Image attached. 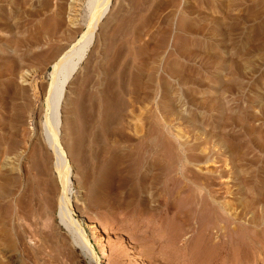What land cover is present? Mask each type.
<instances>
[{
	"label": "rangeland",
	"instance_id": "obj_1",
	"mask_svg": "<svg viewBox=\"0 0 264 264\" xmlns=\"http://www.w3.org/2000/svg\"><path fill=\"white\" fill-rule=\"evenodd\" d=\"M78 2L0 0V175L16 176L18 183L9 195L14 208L7 214L15 212L16 221L26 226H21L22 233L18 228L0 233V264H264V118L240 121L242 113L237 111L246 105L256 114L264 110V100L261 107L253 98L258 88L264 90V0H111L88 55L64 85L61 103L60 140L72 174L68 196L93 257L58 218L61 186L38 117L51 62L83 28L85 0ZM105 88L119 90L120 95V99L108 98L113 106L107 118L122 113L112 126L132 141L110 134L106 125L96 128L93 103ZM169 106L175 107L172 113ZM175 112L192 116L197 126L189 128ZM231 114L234 123L226 120ZM149 120L166 122L154 135L159 134L165 150L160 152L162 172L173 175L175 186L182 185L174 172L182 162L178 141L196 143L200 139L195 137L210 131L211 143L206 145L210 152H205L214 163L197 162L193 155L188 166L203 176L209 169L216 171L210 175L218 176L214 183L221 203H212L203 190L194 204L182 194L185 191L178 195L186 198L183 201L178 196L157 198L153 190L152 201L141 205L136 192L128 195L137 179L129 187L125 168L143 170L133 155L127 164L114 161L111 166L116 169L107 179L95 180L103 170L100 159H109L107 150L100 156L95 150L103 145L121 150L136 145L141 133L135 135L134 124ZM204 120L214 125V131L201 128ZM71 128L87 138L80 152L73 146L77 135ZM96 130L99 143L92 140ZM177 132L183 137L178 138ZM238 173L243 183L238 182ZM203 176L196 181L204 182ZM164 179H159L157 190L167 189ZM187 181L196 191L198 183ZM0 202L4 213L5 203ZM87 222L96 225L95 235Z\"/></svg>",
	"mask_w": 264,
	"mask_h": 264
},
{
	"label": "bare ground",
	"instance_id": "obj_2",
	"mask_svg": "<svg viewBox=\"0 0 264 264\" xmlns=\"http://www.w3.org/2000/svg\"><path fill=\"white\" fill-rule=\"evenodd\" d=\"M77 1V0H75ZM80 2V0H79ZM78 2V3H79ZM227 3V2H226ZM110 5H111V0H85V18L83 20V28L82 30L79 32V34L77 35V37L75 39H73V41H71L68 46L63 47L65 48L64 50H61L58 55L55 57V59L51 62L50 67L51 70L48 71V78L47 81L48 83L46 84L45 87V92L43 95V106L41 107V116H38L41 122V134L42 137H44V142L46 144V146L51 150V154L53 155L54 158V162H53V168L57 174V178L59 181V184L61 186V190L58 196V202L56 203L57 205V213H58V218L60 220V223L65 227V229L74 236L73 237H78V244L82 249H87L92 257L94 255L92 246L90 245L89 240L87 239V237L84 235L83 230H82V226L80 225L79 219L76 218L75 216H73V206H72V202H71V196H68L69 191L72 189V174H71V165L68 161V159L66 158V154H65V149H63L62 143H61V103H62V97H63V93H64V85L71 80L74 75L78 72V70L80 69L82 63L84 62V59L86 58V56L88 55V52L95 40L96 37V32H97V28L99 26V23L101 22V20L105 17V15L109 12L110 9ZM223 5V4H222ZM80 7V6H79ZM75 21V20H74ZM77 23V22H76ZM2 51V50H1ZM4 51V50H3ZM3 54V53H2ZM5 55V54H4ZM12 64V60L10 61ZM150 63V62H149ZM124 72V70H123ZM88 75V74H87ZM164 77V76H163ZM162 78V77H161ZM166 78V77H165ZM238 78V77H237ZM130 79V78H129ZM240 79V78H239ZM125 80V79H124ZM243 79H241L242 81ZM260 80V79H259ZM259 80H256L257 84L259 85ZM129 81V80H128ZM235 81V80H234ZM150 82V81H149ZM236 82V81H235ZM129 83V82H128ZM220 83V82H219ZM233 84V83H232ZM231 85V84H230ZM257 85V86H258ZM108 86V85H107ZM120 89L121 88L120 84H118ZM152 86V85H151ZM127 87V86H126ZM259 87V86H258ZM102 88V87H101ZM126 90V89H125ZM124 90V91H125ZM122 91V90H121ZM119 90H113V89H101L98 92V96L97 98H95V101L93 103V108H94V113L96 116V128L100 127L99 129H101V127H105L106 128L110 127L109 129L111 130L110 134L112 135H118V136H122L125 137V134L122 133L121 128H117V126L113 127L112 124H115L117 122H115L114 120H118V116L120 115L122 117V113H120L118 116L114 115L110 116L109 118H107V115L109 113V109L110 107H112L113 105H111V103H109L108 98H110L111 96L115 99H120L119 98V94H118ZM127 94V93H126ZM111 95V96H110ZM167 95V94H166ZM190 95V94H189ZM165 96V95H164ZM111 97V98H112ZM169 97V95H168ZM213 97V96H212ZM112 98V99H113ZM146 98V97H145ZM254 101H255V105L257 106H261L260 103L264 100V90L262 88H258L255 91V95H254ZM114 99V100H115ZM170 99V98H169ZM145 100V99H144ZM192 100V99H191ZM194 100V99H193ZM119 101V100H118ZM171 101V100H170ZM194 102V101H193ZM147 103V102H145ZM150 103V102H149ZM187 103V102H186ZM203 103V102H202ZM138 104V103H137ZM264 104V103H263ZM136 105V104H135ZM149 106H151L150 104H148ZM165 105V104H164ZM202 105V104H201ZM132 106V105H131ZM140 106V105H139ZM173 106V105H172ZM204 106V105H203ZM202 106V107H203ZM117 107V106H116ZM148 107V106H147ZM262 107V106H261ZM264 107V106H263ZM157 108V107H156ZM171 111V113L174 111V108L169 106L168 107ZM116 109V108H115ZM114 110V112H119L117 111L118 109L120 110L121 108H117V110ZM158 109V108H157ZM112 110V108H111ZM128 110V109H127ZM233 110V109H232ZM85 111V110H84ZM138 111V110H137ZM150 111V110H149ZM176 111V110H175ZM181 111V110H180ZM237 111H241L242 113V117L240 119L243 121H251L253 123L254 120L257 119H261L264 118V110H260L258 109L259 114H256L254 112L251 111V107L250 106H242L239 107V110ZM160 112V109H159ZM179 112V111H178ZM178 112L176 113V117H178L180 120L183 119V122H185L186 126H188L189 128H195L197 126V121L191 116V118L189 119V117H187L188 115L186 113H183V115L178 114ZM234 112V111H233ZM257 112V113H258ZM113 113V112H112ZM114 113V114H116ZM231 113V112H230ZM136 114V113H135ZM149 114V113H148ZM147 114V115H148ZM160 114V113H159ZM163 114V113H162ZM153 115V114H151ZM150 115V116H151ZM157 115V114H155ZM174 115V114H173ZM228 115V114H227ZM84 116V115H83ZM88 116V115H87ZM119 116V119L121 118ZM134 117H137L136 115ZM149 117V116H148ZM227 117V116H226ZM226 117H224L226 119ZM233 114L229 115L227 117L226 120L230 119V122L232 120ZM111 118V120H110ZM152 118V116H151ZM162 118V116H161ZM160 118V119H161ZM165 118V117H164ZM43 119V120H42ZM86 119V118H85ZM136 119V118H135ZM159 119V118H158ZM186 119V120H184ZM237 119V118H236ZM137 120V119H136ZM155 120V118H154ZM163 120V119H162ZM224 120V122L226 121ZM234 120V119H233ZM232 120V121H233ZM263 120V119H262ZM39 121V120H38ZM160 120H158L157 122H159ZM173 121V120H172ZM236 121V120H235ZM235 121H233L232 123H234ZM138 122H140V120H138ZM147 122V121H146ZM144 123H139L138 124H134V132L135 135H137V133H141L140 135H138L136 137V145H133L131 147L128 148H124V149H116V147H113L110 149V147H104L103 145V149L100 148L101 150H95L94 152L96 153V155H99L102 152H106V150L108 151L109 154V159H100L101 162V168L103 170L100 169V175L97 174V176H95V180L97 182H99L101 179H103L105 176L107 177L108 174L113 173L114 168L116 169V167L111 166L112 163L115 161L116 164L121 165L122 164H127L128 160H131V156L133 155V158H135L134 156H136L137 159H139V166L143 167V170H141L139 167L138 168H134L135 170L138 169L136 172L135 170L132 171V168H125L126 173L125 175L127 177V181H128V185L129 187L131 186L130 183L133 182L132 179H137L136 183H133V186L130 187V193L128 194L129 196H134V192L137 193V201L142 205H147L148 202L152 199L153 194L156 193V197L157 198H162L166 196L167 200H170L171 198H175L178 195H180L182 192L183 195L185 194V197L188 198L189 203L194 204V199L199 197L201 198V190H203L205 193H208V195L210 196V199L212 201V203H216L219 204L221 203V201L218 199L219 196V191L218 189L215 188V181L217 177H215L214 175H210L213 173H216V171H211L210 169L207 170L205 173V175H201V173L196 172L194 170H191L192 168H190L188 165L190 163L191 157L193 155H197L198 158L197 162L199 161H204V162H212L214 163L215 159L214 157H208V153H206L205 151L208 149L210 152V147H207L206 145L211 143V141L209 140V132L207 133V135H205L204 137L203 134L204 132L200 133L198 137H195V139H200L198 140L196 143H192L189 144L190 141L188 140H183L180 141L178 138H182L183 135H180L179 132L176 133V135L178 136V144H179V150L177 151L179 153V158L181 159V164L179 167H177V169L174 171L175 175L178 174V176L182 179V185H177L175 186L176 183H172L173 182V175L171 176L170 173L167 174L162 172L163 167H162V160H161V153L160 152H165V150H163L164 148H162L161 150V141L159 142V139H157V137L154 135L155 130L158 128V126H165V123H157V122H151L149 120L150 123H153L152 125L149 123L150 126L153 127H148L146 128V125L148 124ZM227 122V121H226ZM239 123V121H237ZM250 122V123H251ZM121 123V122H120ZM169 123V122H168ZM167 123V124H168ZM90 124V123H89ZM95 124V123H94ZM124 124V123H123ZM225 126H228V123H223ZM70 125V124H69ZM87 125V124H86ZM122 125V124H121ZM201 128L205 130V128L207 127L209 130H213L214 131V125L211 124L209 125L207 123V121L204 123L202 122ZM40 126V124H39ZM88 126V125H87ZM125 126V125H123ZM169 126V125H168ZM206 126V127H205ZM230 126V125H229ZM199 127V126H198ZM216 127V126H215ZM124 128V127H123ZM212 128V129H211ZM40 129V128H39ZM144 129V132H143ZM200 129V130H202ZM230 129V127H229ZM246 130V128H243ZM263 129V128H262ZM109 130V131H110ZM249 130V129H248ZM72 134L73 135H77L75 139H73V146H75L76 150H80L83 147V143L84 140H86L83 136L80 137V132L77 133L75 130H73V128H71ZM140 131V132H139ZM40 132V131H39ZM84 132V131H83ZM107 132V130H106ZM228 133H230L229 131H227ZM245 132V131H244ZM249 132V131H248ZM99 131L96 130V133L92 135V140L95 139V141L98 142L99 140ZM108 133V132H107ZM241 133V132H239ZM84 134V133H83ZM185 134V133H184ZM231 134V133H230ZM227 135V134H225ZM79 136V137H78ZM133 136V135H132ZM131 136V137H132ZM176 136V137H177ZM228 136V135H227ZM111 137V136H110ZM129 137V136H128ZM163 137V136H162ZM166 137V136H165ZM168 137V136H167ZM175 137V138H176ZM127 138V137H125ZM135 138V137H134ZM230 139H233V136L231 138V136H229ZM119 139V137H118ZM130 141L131 138H127ZM162 139V138H161ZM228 139V138H227ZM109 140V139H107ZM134 140V141H135ZM128 140H126L127 142ZM231 141V140H230ZM101 142V141H100ZM125 142V141H124ZM232 142V141H231ZM99 143V142H98ZM108 143V142H107ZM134 143V144H135ZM172 143V142H171ZM214 143V142H213ZM218 143V142H217ZM131 144V143H130ZM163 144V142H162ZM173 144V143H172ZM170 144V145H172ZM10 148L14 149L15 144L10 143ZM8 145V147H9ZM114 146V145H113ZM175 146V145H174ZM213 146H215V144H213ZM102 147V146H101ZM167 147V146H165ZM169 147V144H168ZM178 148V147H177ZM239 148V147H238ZM73 149V148H72ZM85 149V148H84ZM83 149V150H84ZM170 149V148H169ZM237 149V148H236ZM74 151V149H73ZM79 151V152H80ZM193 151H198V153L193 152ZM85 152V151H84ZM83 152V153H84ZM171 152V151H170ZM208 152V151H207ZM235 152V151H234ZM238 152V151H237ZM168 152L165 153V155ZM173 153V152H172ZM206 153V154H205ZM36 154V153H35ZM236 154V152L234 153ZM238 154V153H237ZM103 155V153H102ZM175 155V153H174ZM244 156V155H243ZM243 156L240 157V159H243ZM84 157V156H83ZM86 157V156H85ZM95 157V156H94ZM171 157V156H170ZM36 158V157H35ZM239 158V157H238ZM5 160V159H4ZM179 160V159H178ZM12 161V160H11ZM98 161V160H97ZM132 161V160H131ZM168 159L166 160L167 163ZM225 161V160H224ZM231 161V160H230ZM227 162L225 163V166H228V164L230 163ZM247 161V160H245ZM131 163V162H130ZM136 163V162H135ZM141 163V164H140ZM173 163V162H172ZM99 164V163H98ZM138 164H136L138 166ZM116 166V165H115ZM126 166V165H124ZM129 166V165H127ZM207 166V165H206ZM36 167V166H35ZM87 167V166H86ZM114 167V168H113ZM133 167V166H132ZM19 168V167H18ZM17 168V169H18ZM98 168V167H96ZM119 168V166H118ZM168 168V167H167ZM33 169V168H32ZM200 169V168H199ZM206 169V167H205ZM131 170V171H130ZM170 170V169H169ZM27 171V170H26ZM93 171V170H92ZM164 171V170H163ZM194 171V172H193ZM90 172V171H89ZM95 172V171H94ZM99 172V170H98ZM120 172V171H118ZM170 172H172L170 170ZM196 172V173H195ZM35 173V172H34ZM103 173V174H101ZM122 173V172H121ZM120 173V174H121ZM199 173V174H198ZM236 173V172H234ZM191 174V175H189ZM124 175V176H125ZM162 176L165 177L163 184H166V188L161 187V189L157 190V185H158V181L159 179L161 180L162 178H160ZM238 177V182H242V180H244V177H240V174H237ZM21 176V173L20 175ZM192 177V179L194 178L195 180H192L188 177ZM200 176H203L204 178V182H198L196 181ZM16 176H8V175H0V201H3L5 204V211L4 213H0V233L1 234H5L7 232H11L13 229L18 228L20 233H22L23 229H21L23 226L25 225H20L18 221H16V218L18 219V216L16 215L15 212L12 213V216H9L7 214V210H10L12 207L14 208V200L12 201V199H10L9 195L13 192L16 183H18L17 178H15ZM25 177V174H24ZM105 177V178H106ZM104 178V179H105ZM177 178V177H176ZM229 178V177H227ZM231 178V176H230ZM243 178V179H242ZM29 179V178H28ZM107 179V178H106ZM116 179V178H115ZM122 179V178H121ZM179 179V178H178ZM187 179H189L190 182L192 183H198L196 191L189 189V185L190 183L187 181ZM200 179V178H199ZM27 180L24 178V181ZM109 180V179H108ZM102 181V180H101ZM114 182V181H113ZM181 182V181H180ZM20 183V181H19ZM23 183V182H22ZM110 183V182H109ZM24 184V183H23ZM37 184V183H36ZM98 184V183H97ZM96 184V185H97ZM114 184V183H113ZM189 184V185H188ZM27 185V183H26ZM116 185V184H115ZM245 185V184H244ZM24 186V185H23ZM219 186V185H217ZM19 187V186H18ZM119 187V186H118ZM17 188V187H16ZM231 188V187H230ZM18 189V188H17ZM154 190V193H153ZM245 190V189H244ZM15 191V190H14ZM26 191V190H25ZM31 191V190H30ZM37 191V190H36ZM168 191V192H167ZM35 192V191H34ZM165 194H164V193ZM15 193V192H14ZM147 193H150V195H147ZM24 194V193H23ZM37 194V193H36ZM164 194V195H163ZM181 194V195H182ZM70 195V194H69ZM199 195V196H198ZM23 196H21L20 199H22ZM37 197V196H36ZM155 197V198H156ZM180 197V196H178ZM177 197V198H178ZM180 197L179 199L183 198L182 200L184 201V199L186 198ZM12 198V197H11ZM27 198V197H26ZM176 198V199H177ZM37 199V198H36ZM35 199V200H36ZM44 199V198H43ZM154 199V198H153ZM16 200V199H15ZM25 200V197H24ZM23 200V201H24ZM155 200V199H154ZM159 200V199H158ZM196 200V199H195ZM206 200V199H205ZM30 199H28V204H29ZM45 201V200H44ZM152 201V200H151ZM19 202V201H18ZM22 201H20L21 203ZM56 202V201H55ZM156 202V201H154ZM153 202V203H154ZM174 202V201H172ZM178 202V201H177ZM186 202V201H185ZM201 202V201H200ZM16 203V202H15ZM24 203V202H23ZM152 203V202H151ZM179 203H182L179 201ZM19 204V203H18ZM22 204V203H21ZM27 204V205H28ZM37 204H40L37 202ZM201 204V203H200ZM227 206L225 208V210L228 211V209H230L228 203L226 202ZM225 204V205H226ZM1 205V202H0ZM3 205V204H2ZM20 205V204H19ZM23 205V204H22ZM26 205V206H27ZM41 205V204H40ZM178 205V204H177ZM189 205V204H187ZM210 205V204H209ZM234 205V204H233ZM25 206V204H24ZM47 206V205H45ZM152 206V205H151ZM180 205H178L179 207ZM211 206V205H210ZM17 207V204L16 206ZM29 207V206H28ZM27 207V208H28ZM48 207V206H47ZM54 207V206H53ZM18 208V207H17ZM16 208V209H17ZM20 208V207H19ZM55 208V207H54ZM208 208V207H206ZM203 208V209H206ZM218 208V207H217ZM26 209V208H25ZM29 209V208H28ZM33 209V208H32ZM45 209V208H44ZM47 209V208H46ZM45 209V210H46ZM200 209V208H199ZM22 210V207L21 209ZM24 210V209H23ZM31 210V209H30ZM39 210V208H38ZM44 210V211H45ZM27 211V209H26ZM26 211H24L26 213ZM33 211V210H32ZM37 211V210H36ZM40 211V210H39ZM51 211V209H50ZM201 211V210H200ZM23 212V211H21ZM46 212V211H45ZM205 212V210H204ZM11 213V212H10ZM29 213V212H28ZM18 214V213H17ZM24 214V213H23ZM22 214V216H24ZM37 214V213H36ZM39 214V213H38ZM37 214V215H38ZM49 214V213H48ZM232 214V213H231ZM34 215V214H32ZM44 215V214H43ZM218 215V214H216ZM21 216V215H20ZM41 216V215H40ZM40 216L38 217L40 219ZM213 216V215H212ZM28 217V216H27ZM30 217V216H29ZM43 217V216H42ZM46 217V216H45ZM48 217V216H47ZM236 217V216H235ZM25 218V217H24ZM50 218V216H49ZM48 218V220H49ZM29 219V218H28ZM204 219V218H203ZM81 220V219H80ZM47 221V220H46ZM209 222V221H208ZM203 224V223H202ZM30 225V224H29ZM86 225L89 227L92 235H95V231L96 229V225L93 222H87ZM22 226V227H21ZM28 226V225H27ZM35 226V225H34ZM26 227V226H25ZM31 230V229H30ZM37 230V229H34ZM14 231V230H13ZM12 231V232H13ZM27 231V230H26ZM32 232V231H31ZM43 232V231H42ZM38 234V233H37ZM76 234V235H75ZM9 235V234H8ZM23 236V235H22ZM37 236V235H36ZM41 236V235H40ZM43 237L46 236L45 233L44 235H42ZM49 236V235H48ZM4 237V236H3ZM7 237V236H6ZM33 237V236H32ZM42 237V238H43ZM45 238V237H44ZM68 239V238H67ZM19 240V239H18ZM22 240V239H21ZM45 240V239H43ZM77 240V239H76ZM9 241V240H8ZM16 241V240H15ZM240 241V240H239ZM22 242V241H21ZM2 243V242H1ZM42 243V242H41ZM23 244V243H22ZM4 246V245H3ZM6 246V245H5ZM56 246V245H55ZM23 248V247H22ZM9 250V249H8ZM18 250V249H17ZM20 250V249H19ZM23 251V250H22ZM40 252V251H39ZM27 253V251L25 252ZM36 253V252H35ZM20 254V253H19ZM90 255V256H91ZM31 256V255H30ZM95 256V255H94ZM29 258V257H28ZM41 258V257H40ZM43 259V258H42ZM24 260V259H23ZM35 262V260H34ZM21 264H27L26 261H22L20 262ZM34 264V263H33ZM36 264V263H35Z\"/></svg>",
	"mask_w": 264,
	"mask_h": 264
}]
</instances>
